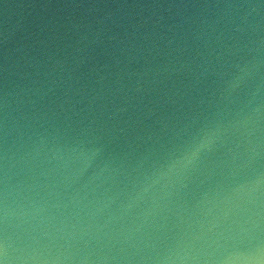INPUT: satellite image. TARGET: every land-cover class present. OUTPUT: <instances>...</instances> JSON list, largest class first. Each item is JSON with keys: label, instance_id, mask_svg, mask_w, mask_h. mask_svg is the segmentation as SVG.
I'll use <instances>...</instances> for the list:
<instances>
[{"label": "water", "instance_id": "obj_1", "mask_svg": "<svg viewBox=\"0 0 264 264\" xmlns=\"http://www.w3.org/2000/svg\"><path fill=\"white\" fill-rule=\"evenodd\" d=\"M0 264H264V0H0Z\"/></svg>", "mask_w": 264, "mask_h": 264}]
</instances>
